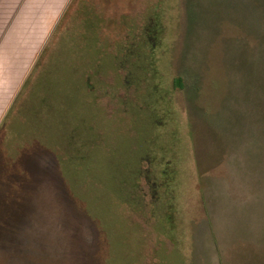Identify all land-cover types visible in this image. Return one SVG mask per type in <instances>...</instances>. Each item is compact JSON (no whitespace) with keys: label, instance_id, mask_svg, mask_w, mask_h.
<instances>
[{"label":"rangeland","instance_id":"obj_1","mask_svg":"<svg viewBox=\"0 0 264 264\" xmlns=\"http://www.w3.org/2000/svg\"><path fill=\"white\" fill-rule=\"evenodd\" d=\"M60 7L0 119V264H264V0Z\"/></svg>","mask_w":264,"mask_h":264},{"label":"crops","instance_id":"obj_2","mask_svg":"<svg viewBox=\"0 0 264 264\" xmlns=\"http://www.w3.org/2000/svg\"><path fill=\"white\" fill-rule=\"evenodd\" d=\"M62 1L0 0V119L46 42Z\"/></svg>","mask_w":264,"mask_h":264},{"label":"trees","instance_id":"obj_3","mask_svg":"<svg viewBox=\"0 0 264 264\" xmlns=\"http://www.w3.org/2000/svg\"><path fill=\"white\" fill-rule=\"evenodd\" d=\"M88 22H90V21H88ZM50 41V40H49ZM47 45H49V44H47ZM47 45H45L43 48H42V50H41V52H40V55H39V57L37 58V61L35 62L36 64H38L39 62V59L41 58V56L43 55V54H45V53H48V51L47 50H49V49H47ZM38 62V63H37ZM36 64H34L33 65V68L35 67V65ZM29 82H30V78H29V75L25 78V80H24V82H23V84H22V86L20 87V89H19V91H18V93H17V95H16V97H15V99H14V103H20V105L21 106H23V107H25V109L27 110L29 107H28V105H27V100H29V99H31L29 96H31V94H32V92H30V89H31V86H29ZM28 91H29V93H28ZM25 97H27L26 99H24ZM23 98V99H22ZM17 99V100H16ZM20 99H22L23 101L22 102H20ZM34 99V98H33ZM33 99H31V100H33ZM31 100H29V101H31ZM18 101V102H17ZM9 112V111H8ZM8 114V113H7ZM7 114H6V116H7ZM7 124V123H6ZM4 126V125H3Z\"/></svg>","mask_w":264,"mask_h":264}]
</instances>
